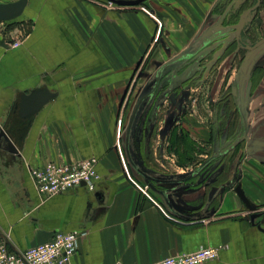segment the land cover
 I'll list each match as a JSON object with an SVG mask.
<instances>
[{"label": "crops", "instance_id": "crops-1", "mask_svg": "<svg viewBox=\"0 0 264 264\" xmlns=\"http://www.w3.org/2000/svg\"><path fill=\"white\" fill-rule=\"evenodd\" d=\"M149 1L156 10L173 9L181 15L193 3ZM15 21L31 22L33 28L15 49L5 44L10 35L4 39L0 34V134L4 130L17 147L10 152L0 141L1 243L23 251L51 240L58 231L77 232L85 234L75 257L78 264H151L202 247L219 249L218 259L206 264H264V146L261 151L248 149L236 163L227 157L236 145L223 150L215 145V158L208 164H237L236 180H227L223 167L217 186L206 194L199 182L184 191L179 182L172 183L165 189H170L174 210L134 175L129 159L124 163L119 157L115 107L133 68L132 37L143 42L151 34L142 15L103 10L87 0H28ZM257 21L264 30V19ZM125 61L130 63L127 68L122 67ZM262 82L264 92V78ZM43 88L57 96L31 122L22 118V95ZM240 116L246 123L242 111ZM192 118L179 120L184 129L176 153L182 159L193 155L186 140L211 137L209 128ZM131 138L132 133L130 153L141 168L140 148H132ZM68 157L98 159L95 190L79 186L42 197L29 166ZM231 184L242 186L253 210Z\"/></svg>", "mask_w": 264, "mask_h": 264}, {"label": "rangeland", "instance_id": "rangeland-1", "mask_svg": "<svg viewBox=\"0 0 264 264\" xmlns=\"http://www.w3.org/2000/svg\"><path fill=\"white\" fill-rule=\"evenodd\" d=\"M87 1L103 10L116 9L127 14L142 15L145 22L151 25V34L143 37V42L133 37L130 41L136 45L133 68L127 74L125 88L118 96L119 102L115 107V147L124 163L128 160L125 152L126 132L132 112L138 99L153 88L160 66L179 55L194 52L207 38L221 32L195 56L165 69L154 94L155 99L163 100H146L143 103L133 125L131 146L140 148L138 158L144 171L156 178L179 180L181 191L191 189L194 183L199 182L205 186V194L209 193L225 173L223 167L227 172L224 177L236 180L238 165H226L225 162L231 157L233 162L238 163L248 149L261 151L264 146V106L261 101L264 98L261 89L264 78V30L257 21L264 19V0H192L193 3L190 2V7L182 15L173 9L156 10L149 0L136 6L116 5L108 0ZM172 1L175 4L183 3L169 0L170 3ZM185 2L183 5H188ZM255 6L257 8L253 9ZM32 28L31 22H0V34L4 39L9 35L14 36L20 45ZM239 36L242 37L239 39ZM6 43L12 49L20 46L8 40ZM123 63V68L129 67L128 61ZM184 108L188 110L187 113ZM240 111L244 113L247 125ZM189 115L194 121L207 126L211 137L206 141L184 140L191 146L189 149L193 155L182 159L176 153L181 146L179 131L184 129L179 120ZM215 145L222 150L231 145L237 147L233 154L227 156L228 159L223 157L225 164L215 160L200 170L198 175L195 174L193 179L190 178L204 161L212 157ZM84 159L87 158L68 157L58 163L76 165ZM132 172L147 189H151L134 168ZM178 182L172 183L175 185ZM172 183L156 185L165 189L171 188Z\"/></svg>", "mask_w": 264, "mask_h": 264}, {"label": "built area", "instance_id": "built-area-1", "mask_svg": "<svg viewBox=\"0 0 264 264\" xmlns=\"http://www.w3.org/2000/svg\"><path fill=\"white\" fill-rule=\"evenodd\" d=\"M11 44L20 45L11 36ZM97 159L87 158L76 165L49 162L42 166H29V173L42 197L67 193L84 186L94 191L99 180ZM84 233L58 231L47 242L23 251L12 250L6 242L0 243V264H78L75 257L80 237ZM219 249L202 247L194 252L170 255L151 264H206L218 259Z\"/></svg>", "mask_w": 264, "mask_h": 264}, {"label": "water", "instance_id": "water-1", "mask_svg": "<svg viewBox=\"0 0 264 264\" xmlns=\"http://www.w3.org/2000/svg\"><path fill=\"white\" fill-rule=\"evenodd\" d=\"M108 1H110L116 5H121V6H136V5H139V4H141L147 0H108ZM27 4H28V0H17V1L9 2V3H0V22L8 23V22L18 20V18L23 16V12H24V9L27 6ZM220 34H221V32H217L214 35L207 38L202 43V45L197 50H195L194 52L179 55V56L175 57L174 59H172L171 61L160 66V68L156 72L155 82H154L153 88L149 92L143 94L138 99V101L134 107V110L132 112L130 122H129V125L127 128V132H126V153H127L130 164L143 177L146 184L152 190H154L155 192H157L158 194H160L164 198L167 206L171 210H174V208H173V205H172L170 198H169L170 189H160L159 187H157L156 184L178 182L179 180H164V179L156 178V177L150 175L149 173H147L146 171H144L143 169H141L135 163V161L133 160L131 153H130V136H131L132 128H133L134 122L136 120V117H137L143 103L147 99L153 97L154 94L156 93V91L159 87V84L162 80L165 69L171 64H174L178 61L185 60V59H188V58L195 56L201 49H203L208 44H210ZM56 96H57V94L53 93L48 88L36 89L35 91L31 92L30 94L22 95L20 105H19L20 116L22 118L29 119L31 122L33 117L37 113H39V111L42 110L44 108V106H46ZM1 140H3V143L4 142L6 143V146H7L6 148L10 152H14V153L17 152L16 145L13 143L12 139L8 136V134L4 130H2L1 134H0V141ZM214 158H215V156H212L209 159H207L206 161H204L200 165V167H198V169L190 176V178H192L193 176H195V174L200 172V170H202ZM231 186L234 187L235 192L241 198V200L245 203L246 207L250 210H253L254 206L252 205L251 201L247 198L242 186L240 184H237V185L231 184ZM256 216H257V214L252 215L251 218H252L253 222L255 221Z\"/></svg>", "mask_w": 264, "mask_h": 264}, {"label": "flooded vegetation", "instance_id": "flooded-vegetation-1", "mask_svg": "<svg viewBox=\"0 0 264 264\" xmlns=\"http://www.w3.org/2000/svg\"><path fill=\"white\" fill-rule=\"evenodd\" d=\"M220 35H221V34H220ZM220 35H219V36H220ZM239 35H240V34H239ZM219 36H218V37H219ZM218 37H216V38H218ZM241 37H242V36H239L238 38L240 39ZM216 38H215V39H216ZM215 39H214V40H215ZM242 43H243L244 45L246 44L244 41H242ZM246 47H247V44H246ZM201 50H202V49H201ZM201 50H200V51H201ZM200 51H199V52H200ZM199 52H198V53H199ZM198 53H197V54H198ZM147 100L154 101V102H156V101H157V102H161V101L163 100V98H162V99H161V98H159V99L156 98V99H155L154 96H153V97H151V98H149V99H147ZM141 107H142V106H141ZM140 109H141V108H140ZM183 110H184L185 113L188 112V110H187L186 108H184ZM156 111H157V110H156ZM136 118H137V117H136ZM132 131H133V128H132ZM131 133H132V132H131Z\"/></svg>", "mask_w": 264, "mask_h": 264}, {"label": "trees", "instance_id": "trees-1", "mask_svg": "<svg viewBox=\"0 0 264 264\" xmlns=\"http://www.w3.org/2000/svg\"><path fill=\"white\" fill-rule=\"evenodd\" d=\"M13 22H15V21H12V22H8V23H13Z\"/></svg>", "mask_w": 264, "mask_h": 264}]
</instances>
